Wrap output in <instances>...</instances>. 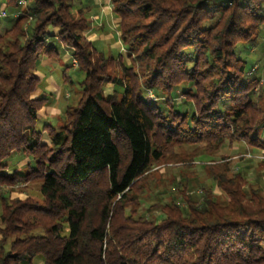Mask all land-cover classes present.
I'll list each match as a JSON object with an SVG mask.
<instances>
[{"label":"trees","instance_id":"obj_1","mask_svg":"<svg viewBox=\"0 0 264 264\" xmlns=\"http://www.w3.org/2000/svg\"><path fill=\"white\" fill-rule=\"evenodd\" d=\"M109 2L125 52L116 57L87 38L80 0H0L22 7L0 32V190L40 182L38 200L0 191V264H264V195L225 162L204 167L225 199L176 182L177 198L138 210L155 164L241 142L264 155V87L238 54L257 46L264 0ZM57 45L83 77L80 96L39 127L49 99L33 97L37 72ZM183 146L193 151L182 157ZM15 152L33 165L5 173Z\"/></svg>","mask_w":264,"mask_h":264},{"label":"rangeland","instance_id":"obj_2","mask_svg":"<svg viewBox=\"0 0 264 264\" xmlns=\"http://www.w3.org/2000/svg\"><path fill=\"white\" fill-rule=\"evenodd\" d=\"M82 9H86L90 6L89 11H85V17L91 21L92 31L98 35L97 39H93L92 43L97 51H102L105 55L116 57L118 54L125 55L122 50L119 40L118 32L114 19L108 21L105 17L98 14V8L92 4V0H80ZM110 5L109 0H107ZM78 4V3H77ZM79 8V5H75L72 11ZM22 9L6 7L0 5V11H5L7 16H0V32L6 30L13 22L14 16ZM95 17H98L95 19ZM211 24V23H210ZM101 27V28H100ZM56 28L48 26L49 33H53ZM87 34V33H86ZM89 34V32H88ZM101 37V38H100ZM59 56L55 59H51V65L44 64L39 67L40 71L45 75V79L41 78V84L33 93V97H46L49 99L48 104L40 111V120L37 126L42 127L46 122L54 124L55 118L58 114L65 109L66 106H73L77 103L80 96V81L82 76L74 72L70 65V54L68 49H64L62 46L56 47ZM239 56L247 63V71L253 78H258L261 86L264 87V31L261 33V37L257 42V46L254 48H248L247 45L240 44L238 47ZM59 63V65L57 64ZM127 63V62H126ZM41 65V62L40 64ZM51 85H49L48 81ZM188 87L181 85L177 92L173 95L175 102L182 103V93L187 90ZM105 93H110L112 85L105 86ZM264 138V126L262 127ZM45 135L43 134V141ZM175 151L180 156H185L193 151V147L183 146L175 148ZM199 151V150H198ZM243 142L238 144H232L229 147L225 144L213 155L206 157L201 156L195 158L191 162H171V163H159L152 167L151 172L148 174V188L142 196V200L138 210L144 212L148 206L157 199H169L168 196L178 197L176 190L172 191L176 182H188V190L195 188V191L199 190V185L204 184L206 187L212 188L213 192L218 199H225L226 196L220 189H218L212 181L210 175L206 172V164L209 160H214L216 163L225 162L228 164V168L231 172H240L244 177V190L249 192L250 188H259L260 193L264 195V169L260 167L261 161L258 157L261 156V152H254ZM33 165L32 159L20 152L12 153L7 159H5L4 169L5 173L19 172L24 173L26 165ZM230 172V173H231ZM39 181L28 183L27 185H17L12 187L11 191H7L6 188H1L0 191L6 193L10 199L19 198L25 199L29 197L33 200L39 199ZM10 190V189H9ZM1 213V206H0ZM64 234L68 233V226L64 224ZM33 235H42L43 229H37L32 232ZM41 261L38 262V261ZM34 264H43L41 257H37L33 260Z\"/></svg>","mask_w":264,"mask_h":264},{"label":"crops","instance_id":"obj_3","mask_svg":"<svg viewBox=\"0 0 264 264\" xmlns=\"http://www.w3.org/2000/svg\"><path fill=\"white\" fill-rule=\"evenodd\" d=\"M92 4L98 8V14L97 16L100 14L102 17L104 16L105 17V20L108 21L111 20L113 18V15L111 13V10H110V7H109V4L107 2V0H92ZM98 18V17H95V19ZM93 27L91 28V30H89V34L87 32L86 36L88 39H90L91 41L93 39H97V37H99L98 35L96 36V33L92 31ZM53 33H56L55 30H53ZM101 38V37H100ZM44 64H47V65H51L53 64L51 60H46V59H43L41 61V65H39V67H41L42 65ZM59 65V63H57ZM37 76L39 77V79L41 80V78L43 79L45 77V75L40 71L37 72ZM45 79V78H44ZM48 81V79H46ZM49 82V81H48ZM49 85L50 82L48 83ZM52 86V85H51ZM53 87V86H52ZM54 88V87H53ZM39 116H40V112H39ZM44 142H47V138H44ZM36 260V259H35ZM38 262L41 263V261L39 260ZM34 264V263H33Z\"/></svg>","mask_w":264,"mask_h":264},{"label":"built area","instance_id":"obj_4","mask_svg":"<svg viewBox=\"0 0 264 264\" xmlns=\"http://www.w3.org/2000/svg\"><path fill=\"white\" fill-rule=\"evenodd\" d=\"M6 15H7V14H6V12H5V11H3V10H2V11H0V16H1V17H6ZM258 158H260V159H264V155H261V156H260V157H258Z\"/></svg>","mask_w":264,"mask_h":264}]
</instances>
